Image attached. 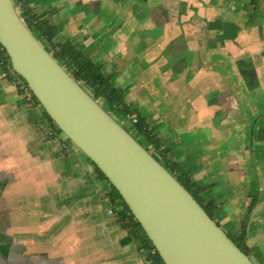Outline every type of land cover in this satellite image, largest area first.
<instances>
[{
	"label": "crops",
	"instance_id": "0c3cea01",
	"mask_svg": "<svg viewBox=\"0 0 264 264\" xmlns=\"http://www.w3.org/2000/svg\"><path fill=\"white\" fill-rule=\"evenodd\" d=\"M126 103L228 234L264 264V0H30ZM134 112L135 114H137ZM0 81V264H149L91 161Z\"/></svg>",
	"mask_w": 264,
	"mask_h": 264
},
{
	"label": "water",
	"instance_id": "95a60500",
	"mask_svg": "<svg viewBox=\"0 0 264 264\" xmlns=\"http://www.w3.org/2000/svg\"><path fill=\"white\" fill-rule=\"evenodd\" d=\"M0 45L54 124L119 192L165 264H255L43 47L13 0H0Z\"/></svg>",
	"mask_w": 264,
	"mask_h": 264
},
{
	"label": "trees",
	"instance_id": "16d2710c",
	"mask_svg": "<svg viewBox=\"0 0 264 264\" xmlns=\"http://www.w3.org/2000/svg\"><path fill=\"white\" fill-rule=\"evenodd\" d=\"M20 15L31 33L43 45V47L96 101H102L101 104L103 108L110 113L117 122L120 123L119 120L126 121L130 114L136 112L126 103L127 90L116 88L112 83L111 77H107L103 74L102 68L99 64H96L91 59L87 58L73 43H59L56 41L58 36V30L56 27L49 22L43 21L41 17L35 15L31 10L26 11L24 14L21 13ZM4 51L5 50L0 45V53ZM19 92L23 93L24 91L19 89ZM33 99L40 104L34 95ZM137 115L139 118L138 124L131 126L130 129L132 132L128 131L135 137L143 138L144 142H141L153 152L154 156L159 159L164 167L193 195L195 200L214 220V215L211 209L208 205H205L204 201L201 199L198 189L195 188V185L191 183L188 176L183 173L178 165L173 164L168 160V151L161 146L159 139L148 128L145 118L139 113H137ZM45 116L49 122L50 128L54 130L57 129L48 114L45 113ZM59 133L62 132L57 129V134ZM53 139H56V137ZM93 165L95 166L94 163ZM95 168L99 178L108 182L110 185L108 196L119 224L129 232L134 240L141 242L139 249L147 252L155 249L142 226L135 219L119 192L110 184L105 175L96 166ZM227 235L242 252L253 260L252 251L246 245L245 233L240 236H234L228 233ZM148 258L150 259L151 257L148 255ZM152 259L153 264H165L158 252L156 255L152 256Z\"/></svg>",
	"mask_w": 264,
	"mask_h": 264
},
{
	"label": "built area",
	"instance_id": "2783aa9c",
	"mask_svg": "<svg viewBox=\"0 0 264 264\" xmlns=\"http://www.w3.org/2000/svg\"><path fill=\"white\" fill-rule=\"evenodd\" d=\"M13 1H14V5H15V8H16L18 14H19V11H20V14L21 13L24 14L26 11L31 10L30 9V0H13ZM20 14H19V16L21 17ZM0 81H10L17 89H20V90L26 92L30 97L33 96L32 92L30 91L26 82L14 71L11 60H10L8 54L6 53V51L0 53ZM97 102L102 106L101 100H98ZM138 121H139L138 115L135 113H132L128 116V118L125 122L130 123L131 126H135L138 124ZM57 129H59V128L57 127ZM57 129L54 130V129L50 128L48 131V137L52 138V139L55 137L57 138L59 135V134H57ZM70 144H71L70 141L67 138H65L62 141V148L64 150H68L70 148ZM109 212H110V214L116 216L113 209H111ZM156 253H157L156 249H152L148 252V255L151 257L150 259L148 258L149 264H153L152 256L156 255Z\"/></svg>",
	"mask_w": 264,
	"mask_h": 264
},
{
	"label": "rangeland",
	"instance_id": "374dc122",
	"mask_svg": "<svg viewBox=\"0 0 264 264\" xmlns=\"http://www.w3.org/2000/svg\"><path fill=\"white\" fill-rule=\"evenodd\" d=\"M19 14H20V11H19ZM120 123L127 129L129 130L130 132H132V130L130 129L131 128V125L130 123L128 122H125V121H122V120H119ZM136 134V133H135ZM65 135L63 133H59L58 137H57V142L61 144V142L65 139ZM137 140L139 141H143V138L141 137H136ZM144 142V141H143ZM71 143V142H70ZM70 147H72L73 149H77L72 143L70 144ZM78 150V149H77ZM254 262V261H253Z\"/></svg>",
	"mask_w": 264,
	"mask_h": 264
}]
</instances>
